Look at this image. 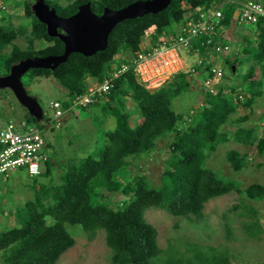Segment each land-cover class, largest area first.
Instances as JSON below:
<instances>
[{"label":"trees","instance_id":"trees-1","mask_svg":"<svg viewBox=\"0 0 264 264\" xmlns=\"http://www.w3.org/2000/svg\"><path fill=\"white\" fill-rule=\"evenodd\" d=\"M45 1L58 16L67 18L86 3H91L93 13L102 15L105 8L118 11L136 1L146 0H69L67 4L59 0ZM217 1L172 0L170 6L158 15L149 14L117 25L109 37L106 51L90 58L73 54L55 71H30L33 72L31 78L56 80L71 99L80 94L86 95L90 81L104 83L114 63L120 69L123 61H116L119 55H126L125 63L129 65V71L113 81L114 86L108 93L92 97L93 104L98 101L94 106H104L117 121L116 129L106 133L105 147L98 159L89 155L80 162L70 163L59 176V183L53 182L51 175L52 164L58 165L49 160L45 173L32 178L35 181L31 186L34 198L15 212L4 211L8 218L12 217L14 225L0 231L3 264H57L76 245V238L68 231V225L80 226L91 241L96 233L104 231L106 244L112 251L111 264H232L227 251L210 247L209 252L202 253L196 245L195 250L187 249L186 252L195 253L189 259L185 256L186 252L177 248L176 251L170 248L164 259L158 244V231L147 222L145 214L155 208L174 217L202 219L209 201L231 192L246 194L250 200L264 201V185L253 183L241 189L240 182L220 178L206 166L219 146L230 138L240 146L255 147L256 156L264 157V136L258 134L260 127L243 125L250 117L236 120L233 123L237 126L235 131L225 130L239 112V106L252 109L264 97V19L256 26L255 52L247 43L243 51L248 58L238 61L235 56L224 61V69L229 74L224 82L233 81L231 75L235 69L237 76L240 63L248 64L243 74V87H236L234 83L231 92H225L222 87L215 94L201 89L204 105L192 115L178 113L173 108L176 98L191 92L192 82L188 74L180 73L173 82L158 90H146L138 83L133 65L136 53L146 38H151V48L145 51H156L176 36L179 29L176 26L192 17L197 22L200 9ZM32 4L27 1L24 4L25 16L31 20L29 48L23 49L15 43L20 35H27V30L17 31L13 26L0 24V76L7 75L12 64L20 60L64 53V44L48 36L46 26L34 16ZM227 11L228 8L223 20L225 25L228 24ZM35 41L48 45L35 49ZM196 47L202 48V55L214 48L213 44H208L207 36L195 43ZM241 93H244L245 100L244 103L241 101L242 104L239 98L237 102L234 99V94ZM128 100L136 104V114L142 118L134 125L130 122L131 114L126 106ZM65 107H69V102L65 103ZM23 120L41 129V124L27 111ZM162 139H169V154L165 159L161 185L157 188L152 186L147 175L130 172L128 160L152 155ZM248 158L235 149L226 154L229 168L235 173L250 169L252 161ZM43 177L49 178L50 182L43 183ZM37 185H40L39 188ZM116 196L122 198L116 201ZM257 226L258 222H255L247 229L257 230Z\"/></svg>","mask_w":264,"mask_h":264},{"label":"rangeland","instance_id":"rangeland-1","mask_svg":"<svg viewBox=\"0 0 264 264\" xmlns=\"http://www.w3.org/2000/svg\"><path fill=\"white\" fill-rule=\"evenodd\" d=\"M26 1L34 2V0H2L5 9H0L1 25L4 27L13 26L17 31L20 29L27 30V35H20L15 41L23 49L30 47L28 34L31 31V27H29L31 20H28L24 13ZM59 1L67 4L69 0ZM236 10L237 7L229 6L226 29L232 33L230 39L237 44H234V47L236 58L240 61V59L248 58L243 51L247 43L252 45L251 50L255 52L258 30L256 25L239 24L234 21L233 16ZM149 41L151 42V38H146L142 45L150 47ZM229 44L231 45V43ZM45 46L46 43L43 41H35L33 45L35 49ZM182 57L181 55L180 58ZM126 59V55H119L116 61H123L122 65ZM184 59L187 62L183 63L192 64L197 60V57L185 52ZM180 63L181 61L178 64ZM174 64L173 71L179 68L175 62ZM247 65L245 62L239 64L238 74L233 77L236 87H243L242 79L243 74L247 71ZM31 76H33V72L27 73L23 77V83L28 94L38 100L44 111L45 123L40 130L44 134L47 145L49 144L45 149V154L50 160H55L54 163L58 165L56 167L52 164V180L59 183V176L70 163L80 162L89 155L98 159L105 147L106 133L116 129L117 121L101 105L91 106L87 109L76 107L71 113L64 112L63 119L56 120L55 110L51 108V103L55 101L67 102L69 94L53 78H31ZM227 82L228 80L223 81V87ZM193 89L173 101V108L176 112L192 115V113H197L202 109L204 95L200 93L199 87ZM239 99L240 102L243 101V97ZM133 107H136L135 104L133 101H129L127 109L133 112ZM25 112L14 95L12 96L8 91H0V125L8 121L23 120ZM186 115L185 117H187ZM135 116L132 114L130 121L134 124L138 123L135 121ZM245 116L250 117V120L243 125H257L260 127L258 134L264 136V97L260 98L252 109H247L244 105L239 106V112L234 115L233 122L226 125L225 130L235 131L237 126H234L233 123ZM167 140L169 139L160 140L156 152L148 157L130 158L128 170L134 175H147L152 186L159 188L162 174L165 172V159L169 154ZM232 149L249 157L248 160L252 161L249 170L235 173L229 168L226 154ZM256 155L255 147L240 146L230 138L225 144L219 146L206 166L220 178L240 182L241 189L253 183L264 185V157H257ZM260 164H262L261 167L258 166ZM45 168L46 165L43 166L44 170ZM26 173V170H18L12 173L9 179L0 175V231L1 229H10L14 225L12 217L8 218L4 211L12 210L15 212L23 207L25 202L34 198L35 193L31 186L35 181ZM42 182L48 184L50 179L43 177ZM116 197V201L122 198ZM95 202L98 200L95 199ZM145 218L158 231V244L163 251L164 259L170 248L175 251L177 248L181 252H186L187 249L191 250V248L195 250L194 246L196 245L198 249L202 250V253L209 252L211 248L227 251L232 264H264V201L250 200L246 194L240 195L231 192L209 201L205 205L202 219H196L193 216L174 217L155 208L149 209ZM255 222H258L257 230L247 229L248 225ZM67 229L76 238V245L68 250L57 264H111L112 251L106 244L104 231L96 233L91 241L88 240L80 226L68 225ZM185 256L189 259L195 256V253L186 252ZM0 264H3L1 254Z\"/></svg>","mask_w":264,"mask_h":264},{"label":"built area","instance_id":"built-area-1","mask_svg":"<svg viewBox=\"0 0 264 264\" xmlns=\"http://www.w3.org/2000/svg\"><path fill=\"white\" fill-rule=\"evenodd\" d=\"M239 24H259L264 19V0H237ZM214 4V3H213ZM203 7L200 9L199 20L192 17L183 24L176 26V36L162 45L154 52L147 53L142 50L133 61L135 75L138 81L148 90H155L162 85L172 81L180 73L188 74L189 80L194 87H201L206 92L217 93L228 75L224 69V61L235 55L233 46L229 43L227 31L221 26L224 19V12L218 9V5ZM226 33V34H225ZM221 34H225L224 40H217ZM207 36L208 44H213L212 50L205 51L202 55V48H194L195 43L203 40ZM187 52L197 57L192 64H186L184 53ZM183 56L180 58V56ZM179 61H181L180 64ZM179 68L175 71V64ZM129 67L123 66L117 72V67H113L112 73L105 80V84L100 86L93 84L86 96H78L73 101V107L87 106L93 103L92 97L96 94L101 96L109 92L111 82L118 78L121 73L127 71ZM200 84L199 86H197ZM153 87V88H152ZM239 98L242 99V96ZM203 106V105H202ZM51 108L55 110V119L63 117L64 107L59 101L51 103ZM46 146L45 138L37 127L28 124L26 121H10L5 125H0V175L8 178L13 172L27 170L31 177L42 173L44 163L48 161V156L44 153Z\"/></svg>","mask_w":264,"mask_h":264},{"label":"water","instance_id":"water-1","mask_svg":"<svg viewBox=\"0 0 264 264\" xmlns=\"http://www.w3.org/2000/svg\"><path fill=\"white\" fill-rule=\"evenodd\" d=\"M171 3L172 0L136 1L118 11L105 8L102 15L93 13L91 3H86L79 7L76 14L63 18L58 16L56 10L45 0H34L32 4L34 16L46 26L49 37L57 38L64 44V53L57 56L28 58L13 63L9 74L0 76V91L10 90L29 115L39 124H44L45 114L40 103L28 94L23 83V77L27 73L31 70L55 71L73 54H81L86 58L94 57L97 53L107 50L109 37L117 25L149 14L158 15ZM239 14V11H235L234 18Z\"/></svg>","mask_w":264,"mask_h":264},{"label":"clouds","instance_id":"clouds-1","mask_svg":"<svg viewBox=\"0 0 264 264\" xmlns=\"http://www.w3.org/2000/svg\"><path fill=\"white\" fill-rule=\"evenodd\" d=\"M235 3V2H234ZM236 4V3H235ZM5 9V8H4ZM237 11H239L238 10V6H237ZM239 17V16H238ZM237 17V18H238ZM237 18L235 19V21H237ZM226 34V33H225ZM225 34H222V36L223 35H225ZM222 36H221V40H224L225 38H222ZM147 39H149V38H147ZM230 39V38H229ZM46 43V42H45ZM47 44V43H46ZM48 45V44H47ZM148 45H150V42H149V44ZM147 48H151V47H147L146 45L145 46H143L142 44H141V47H140V50H139V52H141L142 50H146ZM138 52V53H139ZM138 53H136V57H137V54ZM236 56V55H235ZM119 57V56H118ZM234 57H232L231 59H233ZM116 60H117V58H116ZM134 61V60H133ZM226 61V60H225ZM117 62H119V61H117ZM193 64V63H192ZM192 64H190V65H192ZM123 66H127V67H129V65H127L126 63H124V64H122ZM120 66L121 68L120 69H118L119 68V66H118V64L117 63H114L113 65H111V70H110V73L105 77V79H104V83H99V82H97V81H90V83H91V86L93 85V84H98V85H100V86H103L104 84H105V80L110 76V74L112 73V69H113V67H117V72H119V71H121L122 70V68H123V66ZM129 71V69L127 70V71H125V72H123V73H121V75H123L124 73H126V72H128ZM234 72V71H233ZM134 73H135V71H134ZM9 74V73H8ZM120 75V76H121ZM229 75V74H228ZM119 76V77H120ZM136 76V75H135ZM118 77V78H119ZM118 78H116V79H118ZM136 79H137V81H138V78L136 77ZM175 79V78H174ZM173 79V80H174ZM173 80L172 81H170V82H168V83H171V82H173ZM114 81V80H113ZM111 82V85H112V87L114 86V82ZM89 83V82H88ZM138 83L140 84V85H142L139 81H138ZM168 83H166V84H164V85H167ZM164 85H162V86H164ZM194 84H192V89L193 88H195L194 86H193ZM91 86L89 87V89H88V92L86 93V95H88L89 94V90H90V88H91ZM143 86V85H142ZM161 86V87H162ZM112 87H111V89H112ZM144 87V86H143ZM161 87H159V88H157V89H155V90H158V89H160ZM145 88V87H144ZM200 89H202L201 87H199ZM222 88V87H221ZM110 89V90H111ZM146 89V88H145ZM109 90V91H110ZM146 90H148V89H146ZM194 90V89H193ZM9 92L12 94V96H13V93L9 90ZM108 93V92H107ZM86 95H82V94H80V95H77V96H75V97H73V98H69V96H68V101L67 102H69V107L67 108V107H65V103L66 102H61V101H59V102H61L62 104H63V107H64V112L65 113H71L75 108L73 107V104H71V102H73L74 100H75V98L76 97H78V96H86ZM234 99L236 100L237 98H239L241 95H238V94H234ZM240 100V99H239ZM129 101L131 102L132 100H128L127 101V103H126V106L129 104ZM98 101H96L95 103H97ZM94 103V104H95ZM93 104V103H92ZM92 104H89V105H87V106H85V107H83V106H78V108H82V109H87V108H89V107H91V106H94V104L92 105ZM133 104H135L134 102H133ZM135 106H136V104H135ZM134 109V111L133 112H131V111H129L128 109V111L130 112V114H131V117H132V114H135L136 116L134 117L135 118V121L136 122H140L141 121V119H140V117L136 114V108L137 107H133ZM25 109V108H24ZM26 110V109H25ZM29 114V113H28ZM30 116V115H29ZM31 117V116H30ZM33 118V117H32ZM64 118V116L61 118V119H63ZM57 120V119H56ZM60 120V119H59ZM21 121V120H20ZM26 121V120H25ZM8 122H10V121H8ZM8 122H6V123H8ZM14 122V121H13ZM6 123H4V124H2V125H5ZM44 123H45V121H44ZM132 123V125H134V123L133 122H131ZM30 125H32V124H30ZM43 125V124H42ZM41 125V126H42ZM33 126H35V125H33ZM35 127H37V126H35ZM38 128V127H37ZM39 129V128H38ZM40 130V129H39ZM42 132V131H41ZM43 134V133H42ZM43 136H44V134H43ZM45 138V137H44ZM45 141H46V139H45ZM46 147H47V141H46V146H45V148H44V153H45V149H46ZM49 158V157H48ZM50 159H48V161H49ZM47 161V162H48ZM55 161V160H54ZM53 161V162H54ZM46 162V163H47ZM46 163H44V165L46 164ZM43 165V166H44ZM26 172H27V175L29 176V177H31L30 175H29V173H28V171L26 170ZM42 172H43V168H42ZM14 173V172H13ZM42 175V173L40 174V175H38L39 177ZM38 176H35V177H38ZM9 178V177H8ZM8 178H6V179H8ZM31 178H34V177H31Z\"/></svg>","mask_w":264,"mask_h":264},{"label":"crops","instance_id":"crops-1","mask_svg":"<svg viewBox=\"0 0 264 264\" xmlns=\"http://www.w3.org/2000/svg\"><path fill=\"white\" fill-rule=\"evenodd\" d=\"M217 1V0H216ZM220 0H218L217 2H215L213 5H218L219 7H218V9L217 10H219V9H221L222 8V10L221 11H223L224 12V19L223 20H225V13H226V9L227 8H229V6H235L236 4L234 3V1H237V0H221L220 2H219ZM5 8V6H4V4H3V2H2V0H0V9L2 10V9H4ZM211 8H213L212 6H211ZM237 11V10H236ZM235 13V12H234ZM233 19H234V21H235V19L236 18H234V16H233ZM1 20H2V18H1ZM221 21V26L224 28V30H226L227 32V37L228 38H231V35H232V33L229 31V30H227L226 29V26L227 25H225V24H223V22L224 21ZM230 43H231V46H233V48H234V51H235V55H236V50H235V45H237L234 41H232L231 39H230V41H229ZM235 44V45H234ZM235 55H234V58H235ZM233 58V59H234ZM236 75V71L234 70V72H233V74L231 75L232 77H234ZM235 82L234 81H232V82H227L224 86L225 87H223V90H225V92H227V93H229V92H231V90H230V88L233 86V84H234ZM226 93V94H227ZM241 96L242 97H244V93H241ZM236 102L238 101V100H235ZM245 102V100H243V103ZM21 121H25V120H21ZM27 122V121H26ZM28 123V122H27ZM28 124H30V123H28ZM48 163V162H47ZM46 163V164H47ZM54 163V162H53ZM45 164V165H46ZM47 170V165H46V168H45V170L43 169V172L45 173V171ZM27 174V173H26ZM39 186L40 185H37V188H39Z\"/></svg>","mask_w":264,"mask_h":264},{"label":"flooded vegetation","instance_id":"flooded-vegetation-1","mask_svg":"<svg viewBox=\"0 0 264 264\" xmlns=\"http://www.w3.org/2000/svg\"><path fill=\"white\" fill-rule=\"evenodd\" d=\"M5 91H8V92H9V90H4V92H5Z\"/></svg>","mask_w":264,"mask_h":264}]
</instances>
